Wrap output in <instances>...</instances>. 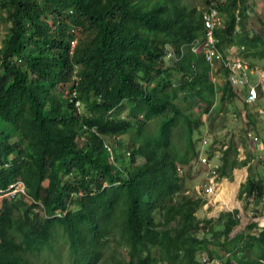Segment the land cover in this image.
I'll list each match as a JSON object with an SVG mask.
<instances>
[{
    "label": "trees",
    "instance_id": "obj_1",
    "mask_svg": "<svg viewBox=\"0 0 264 264\" xmlns=\"http://www.w3.org/2000/svg\"><path fill=\"white\" fill-rule=\"evenodd\" d=\"M201 8L187 0H0V186L20 179L31 198L0 205V264H208L200 253L264 264V225L251 219L230 235L238 208L198 217L205 199L184 192L186 168L193 177L198 160L208 170L197 144L203 113L209 131L213 111L224 113L219 126L237 114L236 98L252 127L264 113L260 84L259 100L248 103L227 69L219 66L214 83L201 47L165 63L167 44L203 34ZM217 9V48L264 70V21L250 24L253 3L217 0ZM198 100L204 106L194 113ZM240 142L234 133L215 137L203 151L220 153L217 177L232 180L246 165L236 196L244 209L252 201L256 216L264 175L250 161L261 158L248 149L239 158Z\"/></svg>",
    "mask_w": 264,
    "mask_h": 264
},
{
    "label": "rangeland",
    "instance_id": "obj_2",
    "mask_svg": "<svg viewBox=\"0 0 264 264\" xmlns=\"http://www.w3.org/2000/svg\"><path fill=\"white\" fill-rule=\"evenodd\" d=\"M251 3H253V9L249 10V14H251V17L249 18L250 24L252 23L255 26H259V20L258 18H261L264 21V0H249ZM190 5H195L198 8L202 7L204 5V0H187ZM4 32V29L0 28V38L1 34ZM1 40V39H0ZM165 63H168L169 59H165ZM221 70L219 65H217V68L214 69L210 73V78L214 80V83H217V80H219L221 76ZM219 95H216V101L213 105L215 107L218 103ZM192 99V98H191ZM191 102V100H190ZM235 104H233L234 107H236V112L234 116H230V118L225 121V126H219V123L222 120L223 114L220 112L213 111V115L215 116V119L213 120V130L209 131L208 128V116L207 112L203 113L201 115L202 119L204 120L203 124L200 126L201 131L198 135L199 140L197 141V144L199 145L201 143V138H207V143L204 146V148L213 140V138H222L223 140H228L230 135L232 133L235 134L237 138L241 137V142L239 143L238 147V157L243 158L245 155V151L248 149L250 150V153L252 155L256 154L255 156L261 158V161L259 163H254L255 161H250L252 166L255 168V170L258 171V174L261 173L264 175V113L262 112V118L256 116V127H252L251 121H248L245 115L244 107L242 106V99L236 98L234 101ZM179 104L181 107L188 111L187 105L188 101L183 100L182 98L179 100ZM189 106V105H188ZM193 112L197 113V107L203 108L204 104L200 100L193 102ZM212 107V108H213ZM239 107V108H238ZM199 108V109H200ZM231 108V107H230ZM263 111V108H262ZM154 120L150 122L149 128H152L154 125ZM248 131L250 134H248ZM128 134H126L127 136ZM256 138V139H255ZM255 144H254V141ZM253 143V144H252ZM242 146V147H240ZM246 148V149H244ZM254 152V153H253ZM144 160L143 157L137 156L135 163H141ZM208 166V165H207ZM209 167V166H208ZM184 171V168H183ZM191 173H193V177H189L187 173V168L185 169L183 175H184V192L194 194L195 196H202L204 198V203L201 205V207L196 211V215L198 217H216L220 211L222 210H232L233 208H238L239 210V222L233 227V229L230 231V235H233L235 232L240 230L246 222H248L251 219L257 220L259 225H264V203H261L258 205V214L256 216L251 215L254 212V204H252V201H250L248 205V209L243 208L244 199H240L236 196L237 189L239 186V183L243 181L247 175V168L246 165L241 167H235L233 169V178L232 180H229L227 177H215V189L213 192L208 193L204 189V183L206 182V176H209V172L206 169L205 166L200 165L199 161L197 160L192 169ZM241 176V179L238 181V178ZM258 176V175H257ZM236 186V189L234 191V200L235 205L231 207H225L220 200V195L225 191L226 188H232ZM229 191V190H227ZM199 235H202V232H199ZM227 255V254H226ZM225 255V256H226ZM199 258L204 260H209L208 264H223V262L219 258H209L206 254L200 253ZM63 264V263H62Z\"/></svg>",
    "mask_w": 264,
    "mask_h": 264
},
{
    "label": "built area",
    "instance_id": "obj_3",
    "mask_svg": "<svg viewBox=\"0 0 264 264\" xmlns=\"http://www.w3.org/2000/svg\"><path fill=\"white\" fill-rule=\"evenodd\" d=\"M201 19L203 22V34L193 39L189 43H183L179 45L178 48H175L171 44H167L164 57L171 60H176L181 56L187 46H189L193 52H197L199 47H201L205 58L209 61L214 69L217 67L215 63L216 61H218V64L222 69H227L229 82L241 89V95L243 96V100L245 102L254 103L259 100L257 84H260L262 90L261 100L264 105V70L257 66L250 65L244 56L236 54L231 50L224 54L216 46L217 39L214 29L222 21V16L219 14L217 9V0H209L205 5L202 6ZM73 29L74 28H72V30ZM76 41L77 36H73L70 40L71 53L73 52ZM76 68L77 67H75L74 73L72 75L73 78L77 76ZM76 103H78V101H76ZM202 143H207V138L203 137ZM107 147L110 149V146L107 145ZM203 147L204 146H201L200 148L199 159L200 162L209 166V176H206L204 189L206 192L211 193L215 189L214 179L217 176L216 166L218 162L217 160L212 161V159H209L203 152ZM219 154L220 153L215 150L214 157L217 158ZM178 170L181 171L180 166H178ZM24 191V182L20 179L13 180L7 185V187L0 188V200L4 197H12L17 192L23 193Z\"/></svg>",
    "mask_w": 264,
    "mask_h": 264
},
{
    "label": "clouds",
    "instance_id": "obj_4",
    "mask_svg": "<svg viewBox=\"0 0 264 264\" xmlns=\"http://www.w3.org/2000/svg\"><path fill=\"white\" fill-rule=\"evenodd\" d=\"M164 59H168V58H165L164 57ZM169 60H171V59H169ZM214 81V80H213ZM262 106H264V105H262ZM248 134H249V131H248ZM203 139V138H202ZM201 144V146H204L203 144H202V142L200 143ZM254 144H255V140H254ZM201 148V147H200ZM205 148L203 147V149L202 150H204ZM199 152H200V149H199ZM204 152V151H203ZM205 153V152H204ZM214 160H217V162H218V158H212V161H214ZM181 171H182V168H181ZM181 171H179V172H181ZM13 180H16V179H13ZM13 180H11V181H13ZM11 181H9L5 186H0V188H5V187H7V185L11 182ZM25 185V184H24ZM21 194H25V197H26V199H28V200H30L31 198L29 197V196H27V194H26V187H25V191L22 193V192H17L14 196H12V197H4V198H2L1 200H0V205L3 203V201L5 200V199H7V200H10V199H13L15 196H18V195H21ZM38 202H40V201H38ZM34 209L35 210H38V211H40L41 213H43V214H46V211L44 210V208L43 207H41V206H39V205H37V206H34Z\"/></svg>",
    "mask_w": 264,
    "mask_h": 264
},
{
    "label": "bare ground",
    "instance_id": "obj_5",
    "mask_svg": "<svg viewBox=\"0 0 264 264\" xmlns=\"http://www.w3.org/2000/svg\"><path fill=\"white\" fill-rule=\"evenodd\" d=\"M241 179V176L238 178V181ZM236 189V186L232 188H226L225 191L220 195V200L222 201L223 205L225 207H231L235 205V200H234V191ZM229 190V191H227Z\"/></svg>",
    "mask_w": 264,
    "mask_h": 264
},
{
    "label": "crops",
    "instance_id": "obj_6",
    "mask_svg": "<svg viewBox=\"0 0 264 264\" xmlns=\"http://www.w3.org/2000/svg\"><path fill=\"white\" fill-rule=\"evenodd\" d=\"M240 147H242V146H240ZM244 149H246V148H244Z\"/></svg>",
    "mask_w": 264,
    "mask_h": 264
}]
</instances>
